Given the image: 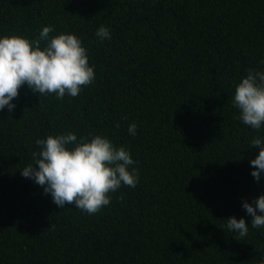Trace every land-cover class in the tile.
<instances>
[{
	"label": "trees",
	"instance_id": "16d2710c",
	"mask_svg": "<svg viewBox=\"0 0 264 264\" xmlns=\"http://www.w3.org/2000/svg\"><path fill=\"white\" fill-rule=\"evenodd\" d=\"M49 25L81 39L95 79L63 99L25 84L0 110V264L264 260V227L242 207L264 194L249 147L264 125H244L232 105L247 70L264 71V0H0V37L31 40ZM68 132L126 147L139 173L95 215L59 208L20 172L37 139ZM229 217L245 220L246 237Z\"/></svg>",
	"mask_w": 264,
	"mask_h": 264
},
{
	"label": "clouds",
	"instance_id": "9594fccd",
	"mask_svg": "<svg viewBox=\"0 0 264 264\" xmlns=\"http://www.w3.org/2000/svg\"><path fill=\"white\" fill-rule=\"evenodd\" d=\"M53 31L52 26H44L31 40L18 35L0 37V110L7 108L11 112L15 108L12 101L25 84L34 93L55 94L57 99H63L65 95L78 96L94 81V66L89 65L81 39L70 33L50 36ZM96 36L110 39L111 33L101 25ZM232 105L239 110L238 119L244 125L255 130L264 125V71L247 70L235 85ZM136 131V123L128 126L130 135L135 136ZM35 144L39 151L32 152V162L20 170L21 175L41 186L61 209L66 204L73 205L95 215L110 204V193L122 185L134 188L138 183L139 173L130 167L135 163L130 151L115 146L107 137L89 134L78 139L68 132L37 139ZM252 146L259 152L250 160L254 169L251 176L259 182L264 173V139L253 138L249 147ZM242 207L251 216L253 229L264 227V194L253 198L251 204L244 202ZM226 221L230 231L241 238L248 235L249 225L243 218L229 217Z\"/></svg>",
	"mask_w": 264,
	"mask_h": 264
}]
</instances>
